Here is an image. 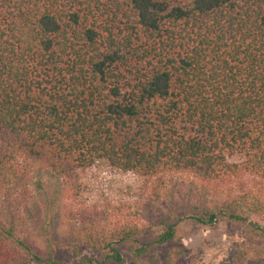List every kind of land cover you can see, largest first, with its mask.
Instances as JSON below:
<instances>
[{"label":"trees","instance_id":"obj_1","mask_svg":"<svg viewBox=\"0 0 264 264\" xmlns=\"http://www.w3.org/2000/svg\"><path fill=\"white\" fill-rule=\"evenodd\" d=\"M99 159L141 175L154 206L87 217L80 174ZM253 215L264 0H0V264H65L61 249L69 264H178L179 221L221 217L244 234L228 264H264Z\"/></svg>","mask_w":264,"mask_h":264},{"label":"rangeland","instance_id":"obj_2","mask_svg":"<svg viewBox=\"0 0 264 264\" xmlns=\"http://www.w3.org/2000/svg\"><path fill=\"white\" fill-rule=\"evenodd\" d=\"M80 176L81 190L77 204L89 211L90 215H86L87 217L103 215L100 218L102 222L106 221L105 218L113 219L116 207H122L124 212H130L129 217H132L135 209L140 208V204H143L142 207L146 212V205H153L150 203L151 199H156V195L146 186L141 175L119 170L102 159L97 160L92 167L82 170ZM150 211L148 215L153 219L159 215V209L156 207L151 206ZM146 216L144 215L141 221L150 224ZM252 219L264 223L263 217L253 215ZM176 237V244L185 250V255L178 264H228L236 244L244 238V234L241 227L222 217L208 226L185 218L176 226ZM119 248L123 257L127 258L126 247L122 245ZM80 253L98 257L96 250L86 246L80 248ZM57 257L65 264H69L72 260L68 249L59 250ZM108 264L129 263L122 261Z\"/></svg>","mask_w":264,"mask_h":264}]
</instances>
